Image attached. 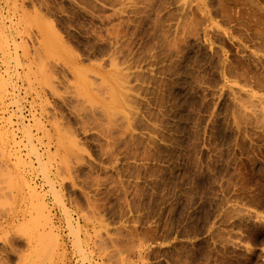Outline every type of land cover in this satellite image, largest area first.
<instances>
[{
	"label": "rangeland",
	"instance_id": "374dc122",
	"mask_svg": "<svg viewBox=\"0 0 264 264\" xmlns=\"http://www.w3.org/2000/svg\"><path fill=\"white\" fill-rule=\"evenodd\" d=\"M0 264H264V0H0Z\"/></svg>",
	"mask_w": 264,
	"mask_h": 264
}]
</instances>
